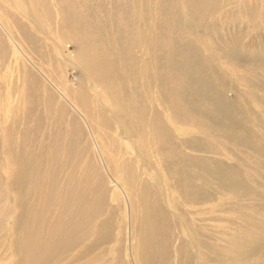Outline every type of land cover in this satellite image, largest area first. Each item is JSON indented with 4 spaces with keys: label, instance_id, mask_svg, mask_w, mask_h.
<instances>
[{
    "label": "rangeland",
    "instance_id": "rangeland-1",
    "mask_svg": "<svg viewBox=\"0 0 264 264\" xmlns=\"http://www.w3.org/2000/svg\"><path fill=\"white\" fill-rule=\"evenodd\" d=\"M180 1L0 0V264H47L39 251L48 264H264V0H222L191 30L181 21L191 19L196 0ZM11 37L26 50V64ZM97 38L111 50H94ZM136 41L139 48H127ZM179 45H195L203 67L188 51L173 57ZM177 62L188 64L186 73ZM206 85L225 108L234 104L233 128L218 118ZM150 105L164 117L154 142L161 156L135 117ZM119 125L134 142L121 138ZM25 160L31 166L19 165ZM129 172L132 209L125 198L106 205L94 185L98 173L109 182ZM143 186L151 195L139 197ZM78 234L89 237L76 247L64 239ZM31 239L35 261L24 250ZM156 242L167 245L150 250Z\"/></svg>",
    "mask_w": 264,
    "mask_h": 264
},
{
    "label": "bare ground",
    "instance_id": "bare-ground-1",
    "mask_svg": "<svg viewBox=\"0 0 264 264\" xmlns=\"http://www.w3.org/2000/svg\"><path fill=\"white\" fill-rule=\"evenodd\" d=\"M221 1L222 0H196L195 2H194V5H193V8L192 9H194V13H193V15H192V9H190V16H192L191 17V19H189V20H187V21H181V23L182 24H185V26L188 28V26L190 27V26H193V22L195 21V20H198L199 22H202V21H205L206 20V18L207 17H209V16H211L216 10H218V8H219V6H220V4H221ZM231 1V0H230ZM8 3V2H7ZM185 3H187V0H183V1H180L179 3H178V5H180V4H185ZM125 4H123V6H124ZM238 5V4H237ZM143 6H144V4H143ZM121 7V6H120ZM146 6H144L143 7V10H144V8H145ZM185 7V6H184ZM129 8V7H128ZM2 9V8H1ZM138 9V8H137ZM136 9V10H137ZM147 10H149V9H147ZM238 10V9H237ZM139 11H140V9H139ZM145 11V10H144ZM144 11H142L143 13H144ZM4 12V11H3ZM130 12V11H129ZM133 12V11H132ZM136 12H138V11H136ZM140 13V12H139ZM145 13H150V12H146L145 11ZM145 13H144V16H146V15H148V14H146L145 15ZM221 13V12H220ZM0 14H1V12H0ZM4 14V13H3ZM140 15V14H139ZM150 15V14H149ZM148 15V16H149ZM125 16V15H124ZM142 16H143V14H142ZM214 16V15H213ZM0 17H1V15H0ZM44 17V16H43ZM127 17V16H126ZM147 17V16H146ZM125 19V18H124ZM127 19V18H126ZM144 21V20H143ZM148 21V20H147ZM180 21V20H179ZM128 22V21H127ZM197 22V21H196ZM230 22V21H229ZM125 23V22H124ZM176 23V22H175ZM221 23V22H220ZM218 24V23H217ZM130 25V24H129ZM197 25V24H196ZM199 25V24H198ZM126 26V25H125ZM131 26V25H130ZM129 26V27H130ZM134 26V25H133ZM194 27V26H193ZM155 28V27H154ZM179 28L181 29V27L179 26ZM178 28V29H179ZM189 30H191V28H188ZM194 29V28H193ZM149 30H151V29H149ZM7 32V31H6ZM152 32V31H151ZM11 35V34H10ZM131 36V35H130ZM136 38H139V36L138 37H136ZM17 40H19L18 38H16ZM131 39V38H130ZM134 39V38H133ZM146 40V39H145ZM129 41H132V40H129ZM142 43H141V42ZM197 41V40H196ZM133 42V41H132ZM139 42L141 43V44H146L145 43V41L143 40V39H140L139 40ZM138 42V43H139ZM153 44L155 43V42H153V41H151ZM11 43L13 44V48H14V52H15V54H17L18 53V56L16 57L20 62L19 63H27V61H30L29 60V58L27 57V54H26V50H23L22 48H24L22 45H20V43L18 42V41H16L13 37H11ZM151 44V43H150ZM153 44H151V45H153ZM127 45H128V49H131V47H135V49L136 48H139V44H137V41L136 42H134V43H129V42H127ZM147 45V44H146ZM145 45V46H146ZM8 46V45H7ZM10 46H12V45H10ZM91 46H92V48L94 49V50H97V51H99V50H104V51H110L111 50V46H105L104 47V44H103V41L100 39V40H98V38L97 39H92V44H91ZM153 46H155V45H153ZM0 48H1V46H0ZM141 48V47H140ZM144 48V47H143ZM156 47H154V49H155ZM5 49V48H4ZM3 49V51L1 50V54H2V57H3V54H4V52H8L6 49L4 50ZM141 50V49H140ZM153 48H152V46H150L149 48H147L146 49V52L150 55V58L149 59H152V60H154L155 59V55L154 54H152L153 52H157L156 50L155 51H153ZM187 51L191 54V56L193 57V62H194V65H201V67H203V61H202V57H201V55L200 54H198V50H197V48L195 47V45L193 46V45H185V46H181V45H179V46H176V48L174 49V51L172 52V56L173 57H177L178 55L179 56H181L183 53H186V55H188V57L190 56L188 53H187ZM11 52V51H10ZM119 52V51H118ZM122 52H124V50L122 51ZM122 52H121V55H122ZM237 51H234L233 53H232V56L234 55V54H237L236 53ZM120 53V52H119ZM143 53H145V52H143ZM115 54V56H116V58L118 59V60H120L119 58H120V56L118 55V54H116V53H114ZM145 55V54H144ZM9 55L7 54V57H8ZM10 59V58H9ZM31 63H32V61H31ZM33 64V63H32ZM177 64L179 65L177 68H178V70L182 73V74H184V73H186V71H187V69H188V64L187 63H185V62H177ZM149 67H150V70H153L154 69V65L152 64V62H151V60H150V62L147 64ZM90 68H93L92 67V65H90L89 66ZM20 69V71L19 72H21V74L20 75H23V77H24V79L23 80H26L27 78H28V80H29V73H27L26 72V70L24 69V68H19ZM156 70V69H155ZM12 71V70H11ZM15 72L17 71V69L16 70H14ZM110 71V70H109ZM111 72H113V73H115L114 71H111ZM14 73V72H13ZM117 73V72H116ZM115 73V74H116ZM119 74V73H118ZM117 75V74H116ZM187 75H190V74H187ZM104 76H107L108 77V75H106L105 73H104ZM160 76H162L161 74H160ZM114 78H115V76H114ZM119 78V77H118ZM118 78H116L117 80H120V79H118ZM34 80V79H33ZM32 80V82H34ZM122 80V79H121ZM31 81V80H30ZM36 81V80H35ZM185 81L187 82V80H186V77H185ZM194 80L192 79L191 80V82H193ZM26 82V81H25ZM27 83V82H26ZM36 82H34V84H35ZM24 84V83H23ZM28 84V83H27ZM50 84L54 87V89L59 93V95L61 96V98L62 97H65V98H67V94H66V91H64V90H62V89H60L59 87H56V85H54L52 82H50ZM202 84V82H197L195 85H193L192 87H190L189 89H192V90H196V89H198L199 88V86ZM31 85H32V83H31ZM26 86V85H25ZM29 86V85H28ZM60 86V85H59ZM184 86H186V85H184ZM24 87V86H23ZM205 88H207V89H209L211 92H212V95H213V97L215 98V99H211L210 100V103L213 105V107H214V109H215V111L218 113V118L221 120V116H224V117H226V119L227 120H229V121H231V124H230V126L228 127V128H233L234 126H235V116H234V109H233V105L234 104H232V105H230V103L228 104V106L225 108V105L223 104L224 103V101H225V99H224V97H223V95H221L220 93H216V92H214L213 91V88L210 86V85H206V86H204ZM124 90H125V92H126V89H125V87H124ZM174 93H177L178 95H180V98L181 99H183L184 98V94H185V92L182 90V89H177ZM160 97V96H159ZM222 106H224V109L223 110H221V108H222ZM73 107H75L76 108V110H77V112H78V105L77 104H73ZM235 107V106H234ZM188 109V108H187ZM182 111V110H181ZM185 112V111H184ZM189 112L190 113H193V112H195V110H194V107L192 106V107H190V109H189ZM81 118H83V119H85V115H84V113H83V111L81 110V111H79L78 113H77ZM135 117L139 120V122L142 124V126H143V129H147L148 130V136H150L151 138L150 139H147V138H145L143 141H145V143H146V145L147 146H149V145H151L150 146V149L149 150H152V148H154V147H158V145L156 144V143H154V142H157V139L159 138V137H161V132H162V129H163V126H164V117H162V114L161 113H159L158 111L156 112V111H154V106H153V108H152V106L150 105L148 108H145V109H142V110H137L136 112H135ZM167 118V117H166ZM238 119V118H237ZM170 120V119H169ZM237 121V120H236ZM238 123V122H237ZM218 124H220V123H218L217 122V124L216 125H218ZM222 125H223V123H222ZM219 127H220V125H219ZM118 128H120V136H121V138L123 139V140H131L132 142H134V138H132L131 137V135H126V133L124 132L123 133V128L122 127H120V125H119V127ZM237 129V128H236ZM232 130H234V129H232ZM235 131V130H234ZM93 132V131H92ZM233 136V135H232ZM95 137H96V135H94L93 134V138L95 139ZM234 137V136H233ZM230 139H231V136H230ZM239 139V138H238ZM95 140H97V139H95ZM137 145H138V143H137ZM199 145V144H198ZM93 146V145H92ZM98 146H100V144H98ZM195 147V146H194ZM100 148V147H99ZM112 150V148L110 147V151ZM158 152H159V154L161 153V150L159 149V147H158ZM99 153V152H98ZM101 154V153H100ZM144 154V153H143ZM143 154H140L139 155V158H138V160L143 164V162H142V159H143ZM102 155H103V152H102ZM163 156H164V154H162ZM160 156H161V154H160ZM163 158V157H162ZM104 160V159H103ZM96 162V161H95ZM81 163H84L83 162V160H81ZM80 163V164H81ZM102 164V163H101ZM19 165H25V166H31V162H30V160H25L24 162H22V163H20ZM18 165V166H19ZM95 165H97L96 163H95ZM139 167L141 166V165H138ZM137 165H136V169H137V167H138ZM143 166V165H142ZM144 167V166H143ZM82 168H84V166L82 167ZM94 168H95V166H94ZM93 168V170L95 171V169ZM97 168V167H96ZM132 169V168H131ZM136 169H134L133 168V170L134 171H136ZM139 169V168H138ZM146 169H147V167H146ZM107 171L109 172V175L111 176V178H114V172L112 171V173H113V175L111 174V170L109 169V168H107ZM131 171V170H130ZM96 172V171H95ZM100 173V172H99ZM98 173V175H99V178H98V180L95 182V187H96V189H97V191H98V194H99V196L100 197H102V198H105V202H106V205H107V203L109 202V200L110 201H113V202H117V201H120L122 198H125V205L128 207L129 206V210H131L132 209V200L134 199V198H132L133 197V195H135L134 194V191H133V189H131L130 187H131V183H134V181H135V178L136 177H134L133 176V174H131V172H129V174H127V176H125V178L126 179H124L123 177H116L115 179H111V181H109V182H107L105 179H103L104 177L102 176V175H100ZM193 174V173H192ZM199 176V175H198ZM198 176H197V178H198ZM107 177V176H106ZM191 178V177H190ZM195 178H196V176H195ZM74 178L72 177V176H70L69 178H68V180H73ZM199 180H200V178H199ZM198 180V181H199ZM181 181H183V180H181ZM183 184H184V182H183ZM222 185H224L223 183H221ZM229 186H231V187H234V184H231V185H229ZM184 190L186 191V193H188L189 195H191L192 197H194L195 199H199L200 197H201V195H202V192L200 191V190H198V189H196V187L194 186V185H192L191 183L189 184V183H186V185L184 186ZM64 191H66V189L65 190H63V192ZM150 191L151 190H149L148 188H147V186H143L142 187V189L140 190V193H139V197H143V196H148V195H151L150 194ZM53 193V192H52ZM137 193V192H136ZM135 197V196H134ZM80 205H81V207H86V202L85 201H81L80 202ZM5 206H6V209L8 210V211H10L11 210V205H10V203L9 202H5ZM60 206V205H59ZM111 207V206H110ZM4 207L2 206L1 207V205H0V214H3L2 213V209H3ZM60 208H61V210H62V213H64V210H65V207L64 206H60ZM117 208V207H116ZM115 208V209H116ZM112 209V208H111ZM113 210V209H112ZM143 211V210H142ZM149 216V218H150V223H152V224H155L152 220H151V216L150 215H148ZM128 217V216H127ZM149 218H146L145 219V221L146 222H149ZM161 220L164 222V220H165V216L163 217V218H161ZM76 222H77V229H78V231H80V227H81V224H82V220H81V218H77L76 219ZM91 226H92V229L93 230H95V226H96V224L95 223H92L91 224ZM97 227V226H96ZM132 228V227H131ZM138 228V230H139V232H149V230L148 229H146V228H144L143 226H140V227H137ZM133 229V228H132ZM95 232V237L97 236V241L100 239L101 240V238L103 237L102 235H101V233H97L96 231H94ZM72 236V235H71ZM84 236H82L81 234H78L76 237H74L73 238V240H71V238H69V237H67V235L65 236V240L67 241V242H69L70 243V246H72V247H76L77 245H78V241H80L82 238H83ZM89 237V234H88V236H86V237H84L85 239H87ZM82 240H84V239H82ZM158 239L157 238H151V240H150V242H153V241H157ZM138 242V241H137ZM34 243H35V240H33V239H31V240H29V242L27 243V246L24 248V250H25V252H26V258L29 260V261H35L36 260V254L34 253V252H32L31 250L33 249V245H34ZM156 244H158L159 246H165V245H167V243H158V242H156L155 244H153V245H151L150 247H149V249L150 250H152V251H154V249H155V246H156ZM82 245V244H81ZM136 246H138V244L136 245ZM135 246V247H136ZM39 254L42 256V258L44 259V261L48 264L49 262H52L51 260H48V259H46V257H45V251H39ZM93 260H96V259H93ZM30 264H32V263H30ZM135 264H136V262H135Z\"/></svg>",
    "mask_w": 264,
    "mask_h": 264
}]
</instances>
